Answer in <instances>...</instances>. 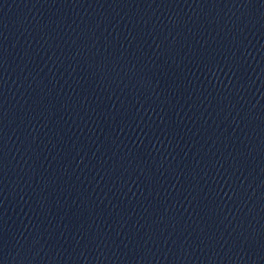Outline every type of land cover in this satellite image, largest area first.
Returning <instances> with one entry per match:
<instances>
[{
	"label": "water",
	"instance_id": "1",
	"mask_svg": "<svg viewBox=\"0 0 264 264\" xmlns=\"http://www.w3.org/2000/svg\"><path fill=\"white\" fill-rule=\"evenodd\" d=\"M264 61V0H233Z\"/></svg>",
	"mask_w": 264,
	"mask_h": 264
}]
</instances>
